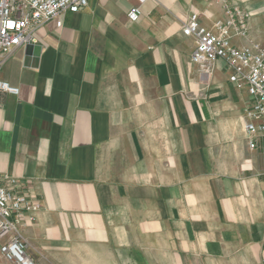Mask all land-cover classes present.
<instances>
[{"label": "crops", "instance_id": "1", "mask_svg": "<svg viewBox=\"0 0 264 264\" xmlns=\"http://www.w3.org/2000/svg\"><path fill=\"white\" fill-rule=\"evenodd\" d=\"M226 9L248 14L232 45L264 48V0H88L2 56L0 80L19 93L0 92V179L40 203L12 233L35 264L76 246L130 264H264L250 98L222 61L201 72L181 33L192 14L209 28Z\"/></svg>", "mask_w": 264, "mask_h": 264}, {"label": "built area", "instance_id": "2", "mask_svg": "<svg viewBox=\"0 0 264 264\" xmlns=\"http://www.w3.org/2000/svg\"><path fill=\"white\" fill-rule=\"evenodd\" d=\"M87 4L88 0H0V67L2 56L22 45L37 43L33 36L35 29L64 12L78 13ZM138 16L137 9L129 14L132 21ZM246 20L247 15L241 10L226 9V19L208 28L199 23L197 14H192L181 33L194 40L190 60L201 72L209 74L213 64L222 61L228 81L248 94L250 103L243 114L244 132L248 147L253 149L254 139L264 137V48L257 43L241 49L232 45V36H245ZM0 92L17 96L19 90L0 80ZM2 182L9 186L16 183L7 176L0 179V256L11 264H35L27 255L25 242L12 233L16 221L34 219L40 203L13 194Z\"/></svg>", "mask_w": 264, "mask_h": 264}, {"label": "rangeland", "instance_id": "3", "mask_svg": "<svg viewBox=\"0 0 264 264\" xmlns=\"http://www.w3.org/2000/svg\"><path fill=\"white\" fill-rule=\"evenodd\" d=\"M246 15L248 19V14ZM52 251L55 254L52 259L40 261L45 264H130V260L123 257L124 252L121 250L86 249L76 246L65 249L56 247Z\"/></svg>", "mask_w": 264, "mask_h": 264}]
</instances>
